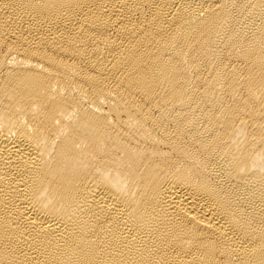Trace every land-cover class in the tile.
<instances>
[{
  "label": "bare ground",
  "instance_id": "1",
  "mask_svg": "<svg viewBox=\"0 0 264 264\" xmlns=\"http://www.w3.org/2000/svg\"><path fill=\"white\" fill-rule=\"evenodd\" d=\"M0 264H264V0H0Z\"/></svg>",
  "mask_w": 264,
  "mask_h": 264
}]
</instances>
